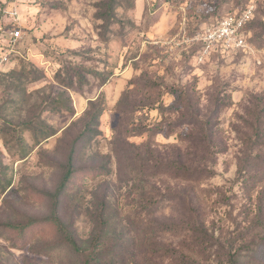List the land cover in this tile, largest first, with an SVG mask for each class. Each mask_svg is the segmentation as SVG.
Returning <instances> with one entry per match:
<instances>
[{
  "label": "rangeland",
  "instance_id": "1",
  "mask_svg": "<svg viewBox=\"0 0 264 264\" xmlns=\"http://www.w3.org/2000/svg\"><path fill=\"white\" fill-rule=\"evenodd\" d=\"M108 2L0 0V38L10 7L22 30L0 64V264H264V0ZM245 9L249 49L199 61L201 28ZM71 150L82 256L7 226L50 215Z\"/></svg>",
  "mask_w": 264,
  "mask_h": 264
},
{
  "label": "built area",
  "instance_id": "2",
  "mask_svg": "<svg viewBox=\"0 0 264 264\" xmlns=\"http://www.w3.org/2000/svg\"><path fill=\"white\" fill-rule=\"evenodd\" d=\"M9 20L8 35L0 38V64L7 61L15 45L22 38V30L14 22L19 20V13L15 6L3 10ZM250 9L243 10L238 15H226L214 22L205 24L196 34L200 47L199 61L214 48L229 51L249 49L244 26L248 20Z\"/></svg>",
  "mask_w": 264,
  "mask_h": 264
},
{
  "label": "trees",
  "instance_id": "3",
  "mask_svg": "<svg viewBox=\"0 0 264 264\" xmlns=\"http://www.w3.org/2000/svg\"><path fill=\"white\" fill-rule=\"evenodd\" d=\"M116 1L117 0H109L108 2V13L107 14H108L109 19L113 18L112 10H113V6L116 3ZM245 29L246 27L244 26V30ZM26 125L27 123H22V126H26ZM12 126L13 125L10 121L4 120L3 123L0 125V132L1 131L5 132L8 129V127H12ZM72 151L73 150L70 151L67 157L65 171H64V174L61 178V181L57 189L52 193L45 192V194H47V196L52 202L50 215L46 217H42V218L30 219L24 224L8 223L7 226L12 227L13 229H19L22 232L23 231L27 232V230L30 232L31 228H35V227H52L56 231V233H58L61 236V238L67 244V247H69V249H71L73 253H75L76 255L82 256L85 251L81 249V245L79 244V241L77 239V236L74 234L73 229H71V225L65 223L63 218L60 216V211H59V197L61 193L66 190V187L70 183L72 174L74 172V169L72 166V161H73ZM0 173H2V171H0ZM189 174H193V171H190ZM2 182H3V178H2ZM94 241H95V238L94 240L92 239V243ZM49 248H52V246ZM91 254L92 253H86L87 260L85 264H95L96 260H98V257L96 259L95 255L92 256Z\"/></svg>",
  "mask_w": 264,
  "mask_h": 264
}]
</instances>
